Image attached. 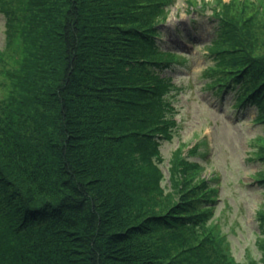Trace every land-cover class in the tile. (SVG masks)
Returning <instances> with one entry per match:
<instances>
[{
    "label": "trees",
    "instance_id": "16d2710c",
    "mask_svg": "<svg viewBox=\"0 0 264 264\" xmlns=\"http://www.w3.org/2000/svg\"><path fill=\"white\" fill-rule=\"evenodd\" d=\"M169 0H0V264H264L236 260L214 215L213 175L173 136L186 58L157 43ZM211 10L207 87L237 92L264 125V0H186ZM174 90V91H173ZM264 189V135L253 139Z\"/></svg>",
    "mask_w": 264,
    "mask_h": 264
},
{
    "label": "rangeland",
    "instance_id": "374dc122",
    "mask_svg": "<svg viewBox=\"0 0 264 264\" xmlns=\"http://www.w3.org/2000/svg\"><path fill=\"white\" fill-rule=\"evenodd\" d=\"M166 7L167 17L159 25L157 43L182 55L186 62L163 73L170 76L178 90H173L171 97L176 121L173 136L159 145L162 184L164 187L169 184L165 178L168 159L180 143L192 146L201 139L207 141L191 158L203 164V175L215 177L218 199L214 215L236 260L259 259L257 212L264 201V189L253 179L262 165L252 160L250 144L264 135V125L255 121L257 108L235 107L236 91L221 96L207 87L210 79L205 74L216 63L209 52L217 37L218 24L211 10L192 11L186 0H169ZM5 41L6 18L0 13V48L5 46Z\"/></svg>",
    "mask_w": 264,
    "mask_h": 264
}]
</instances>
